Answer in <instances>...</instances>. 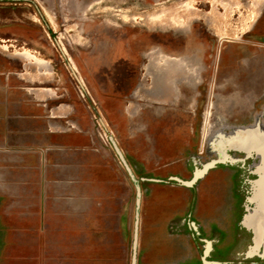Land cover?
<instances>
[{"label":"rangeland","instance_id":"obj_1","mask_svg":"<svg viewBox=\"0 0 264 264\" xmlns=\"http://www.w3.org/2000/svg\"><path fill=\"white\" fill-rule=\"evenodd\" d=\"M155 48L204 67L175 101L141 92ZM0 78L51 147L25 151L0 264H264V149L240 142L264 133V0H0Z\"/></svg>","mask_w":264,"mask_h":264},{"label":"crops","instance_id":"obj_2","mask_svg":"<svg viewBox=\"0 0 264 264\" xmlns=\"http://www.w3.org/2000/svg\"><path fill=\"white\" fill-rule=\"evenodd\" d=\"M4 70H1L3 72ZM199 81V80H198ZM45 125V135L50 138L55 135V125L52 122ZM53 128H51L50 126ZM262 130L255 129L254 134L259 135ZM26 142L25 124V97L23 85L13 81L0 78V232L3 222L1 220L3 202L9 200H20V192L28 183L25 181V151L40 152L51 150L50 144L41 142L34 133ZM261 135V134H260ZM263 136V135H262ZM56 148V144H52ZM261 175L264 176V165L256 166ZM57 184V181H55ZM264 196V192L262 194ZM3 205V206H2ZM2 207V208H1ZM211 264V263H209Z\"/></svg>","mask_w":264,"mask_h":264},{"label":"bare ground","instance_id":"obj_3","mask_svg":"<svg viewBox=\"0 0 264 264\" xmlns=\"http://www.w3.org/2000/svg\"><path fill=\"white\" fill-rule=\"evenodd\" d=\"M149 23L156 24V22L152 21ZM178 26L179 29L182 30L185 28L186 24L183 21L180 22ZM84 53H86V49ZM17 55L25 60L26 64L28 63L27 65L32 66L33 69L37 71L38 76H42L40 71L45 68V62L43 60L37 57L30 58L31 56H29L27 52H18ZM146 57L145 71L149 74L151 83L150 86L143 87L141 92L146 94L153 101H175L179 99L177 84L184 81L188 86L192 87L195 83H198L200 79L202 66L196 58L182 56L170 57L156 48L148 52ZM242 142L244 148H246L245 150L249 149L251 151L254 148L264 149V133L261 131L258 136L257 134L247 136ZM257 177L259 180L257 183H253V188L255 192L261 196L264 192V176L260 174ZM212 187L213 186H211V188Z\"/></svg>","mask_w":264,"mask_h":264},{"label":"flooded vegetation","instance_id":"obj_4","mask_svg":"<svg viewBox=\"0 0 264 264\" xmlns=\"http://www.w3.org/2000/svg\"><path fill=\"white\" fill-rule=\"evenodd\" d=\"M110 33L111 32H105V34L107 36H110ZM112 34V33H111ZM95 43V46L94 48L90 51V47L87 48L86 47V58H85V62H87L86 64L90 63V64H96V65H100L103 64V63H106V59L104 57L105 54L104 53V49L102 50V55H103V58L101 57V49H102V44L100 42H94ZM98 54V55H97ZM203 66H202V70H201V73L203 71ZM201 77V75H200Z\"/></svg>","mask_w":264,"mask_h":264},{"label":"water","instance_id":"obj_5","mask_svg":"<svg viewBox=\"0 0 264 264\" xmlns=\"http://www.w3.org/2000/svg\"><path fill=\"white\" fill-rule=\"evenodd\" d=\"M256 125H254V127H252V128H250V129H245V130H243V134H242V136H243V138H241L240 139V142H242L245 138H247V136H251L252 134H254V132H255V129H256V127H255ZM246 148H244L243 149V151H246L248 154L250 153V150L249 149H247V150H245ZM256 174H257V172H256ZM258 175V174H257ZM259 180V178L257 177L256 179H255V181H253L254 183H257V181ZM251 199H252V201L255 203V205H256V201H255V196H254V193H252V197H251ZM253 212H255V210L253 211ZM246 216H248V214H245V216H244V221H245V218H246ZM244 223V222H243Z\"/></svg>","mask_w":264,"mask_h":264}]
</instances>
